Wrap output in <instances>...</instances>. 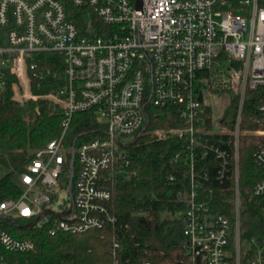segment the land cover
<instances>
[{"label":"built area","instance_id":"2783aa9c","mask_svg":"<svg viewBox=\"0 0 264 264\" xmlns=\"http://www.w3.org/2000/svg\"><path fill=\"white\" fill-rule=\"evenodd\" d=\"M66 1L0 0V89L6 88L9 73L16 78L12 90L17 102L47 99L64 114L60 136L36 152L21 174L23 193L0 202V264H11L6 253L35 248L32 239L14 236L2 222L34 223L46 213L38 225L52 215L56 220L51 232L70 234L115 222L108 211L112 195L102 172L128 165V145L121 137L144 134L150 108H174L184 122L183 127L155 134L162 140L185 141L174 162L187 167L188 190L178 194L186 209L178 215L186 221L185 247L193 259L230 264V219L211 213L213 192L204 194L202 188L214 169L218 181H235L236 264H264V247H257L244 261L250 251L242 249L239 188L242 135L261 140L253 157L264 169V101L258 108L259 127L240 128L247 91H264L261 0H142L141 8L136 0H69L89 15L84 29L70 19ZM40 53L63 57L65 81L57 92L37 96L31 75L43 79L51 73L38 72V64L30 63ZM225 94L239 103L233 130L214 117L212 102ZM81 112H93L100 128L87 141H71L72 119ZM62 191L70 196V209L50 214V205ZM251 195L264 215V179Z\"/></svg>","mask_w":264,"mask_h":264},{"label":"trees","instance_id":"16d2710c","mask_svg":"<svg viewBox=\"0 0 264 264\" xmlns=\"http://www.w3.org/2000/svg\"><path fill=\"white\" fill-rule=\"evenodd\" d=\"M260 4L264 7V0ZM66 7L70 19L80 29L88 26L89 15L84 9L75 7L69 0ZM96 24L104 27L100 21ZM32 62L38 64V72L45 69L51 72L43 79L31 75L34 95L55 93L64 85L61 55L40 53L30 59ZM14 82L16 78L8 73L6 88L0 89V202L20 197L24 190L21 174L36 152L60 136L64 119L63 112L48 100L17 102L13 98ZM263 101L262 89L247 91L242 131L259 127L256 120ZM238 107V99L232 98L219 119L223 127L235 128ZM149 114L146 132L126 148L128 165L121 167L119 164L115 170L102 172L104 185L112 195L108 211L115 222L80 234L51 232L50 225L56 220L52 215L48 216L47 222L27 230L17 226H29L33 222H2L14 236L30 238L35 243L34 250L29 253H6L11 264H204L200 259L194 260L185 247L187 224L184 217L178 215L186 209L185 200L179 199L178 194L187 192L189 182L187 167L184 162L175 163L174 156L184 149L185 141L176 137L162 140L155 134L160 129L183 127L184 122L174 108H150ZM99 128L93 112L78 113L72 119L69 139L87 141ZM260 142L252 135L240 137V232L242 249L250 251V255L244 257L245 262L257 247H264V215L259 201L251 195L254 185L264 179V169L253 157ZM120 169L123 171L119 172ZM214 171L202 188L204 194L213 192L211 213L223 214L230 219V264H236L235 181H218ZM171 176H176L174 181L170 180ZM252 239L257 240L256 245H250Z\"/></svg>","mask_w":264,"mask_h":264},{"label":"rangeland","instance_id":"374dc122","mask_svg":"<svg viewBox=\"0 0 264 264\" xmlns=\"http://www.w3.org/2000/svg\"><path fill=\"white\" fill-rule=\"evenodd\" d=\"M232 98H234V96H232L231 94H225L222 95V97H220L219 99L215 98L213 100L212 106H213L215 119H221L223 117L224 112L226 111V108L230 104ZM42 100H47V99H42ZM48 101L52 102L50 100ZM133 138L134 136L121 137L124 145L126 144L128 145L133 140ZM50 208L52 209V211H55L59 214L68 211L70 209L69 194L65 191L59 193L54 203L50 205Z\"/></svg>","mask_w":264,"mask_h":264},{"label":"water","instance_id":"95a60500","mask_svg":"<svg viewBox=\"0 0 264 264\" xmlns=\"http://www.w3.org/2000/svg\"><path fill=\"white\" fill-rule=\"evenodd\" d=\"M136 6H137V8H141V6H142V0H136ZM148 123H149V121H148ZM146 129H147V126L143 129L142 132H145ZM141 135H142V134H138L136 137H134L132 143H135L136 140H137ZM74 143H75V141H74ZM72 153H73V155H72V161H71L72 176H71V180H70V185H71L72 182H73V175H74V171H73V165H74V149H72ZM49 213H50V214H55V212H53V211H49ZM45 216H46V213H45L44 216H42L41 218H39V219H38L36 222H34L32 225H29V226H17V227H19L20 229H25V230H27V229H31V228L35 227L36 225H38L39 222H42Z\"/></svg>","mask_w":264,"mask_h":264},{"label":"flooded vegetation","instance_id":"af4514ba","mask_svg":"<svg viewBox=\"0 0 264 264\" xmlns=\"http://www.w3.org/2000/svg\"><path fill=\"white\" fill-rule=\"evenodd\" d=\"M23 226V225H22Z\"/></svg>","mask_w":264,"mask_h":264}]
</instances>
